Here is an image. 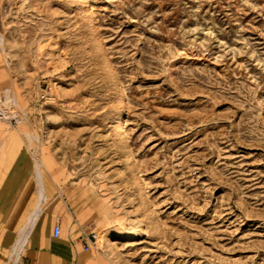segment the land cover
Masks as SVG:
<instances>
[{
	"label": "rangeland",
	"instance_id": "rangeland-1",
	"mask_svg": "<svg viewBox=\"0 0 264 264\" xmlns=\"http://www.w3.org/2000/svg\"><path fill=\"white\" fill-rule=\"evenodd\" d=\"M0 101L121 264H264V0H0Z\"/></svg>",
	"mask_w": 264,
	"mask_h": 264
},
{
	"label": "crops",
	"instance_id": "crops-1",
	"mask_svg": "<svg viewBox=\"0 0 264 264\" xmlns=\"http://www.w3.org/2000/svg\"><path fill=\"white\" fill-rule=\"evenodd\" d=\"M29 151L26 130L1 120L0 264H121L90 240L104 222L105 198L62 171L60 159Z\"/></svg>",
	"mask_w": 264,
	"mask_h": 264
},
{
	"label": "built area",
	"instance_id": "built-area-1",
	"mask_svg": "<svg viewBox=\"0 0 264 264\" xmlns=\"http://www.w3.org/2000/svg\"><path fill=\"white\" fill-rule=\"evenodd\" d=\"M0 119L11 121V122L17 120V118H12L10 112L7 109L2 107L1 101H0ZM60 233H61V228L57 226L55 228V236L58 237ZM90 240L93 241L94 243L97 242V235L95 232L90 234Z\"/></svg>",
	"mask_w": 264,
	"mask_h": 264
},
{
	"label": "bare ground",
	"instance_id": "bare-ground-1",
	"mask_svg": "<svg viewBox=\"0 0 264 264\" xmlns=\"http://www.w3.org/2000/svg\"><path fill=\"white\" fill-rule=\"evenodd\" d=\"M11 115H14V114H11ZM13 118V116H12ZM123 140V139H122ZM134 162V161H133ZM117 244V241L116 240H113V245H116Z\"/></svg>",
	"mask_w": 264,
	"mask_h": 264
}]
</instances>
